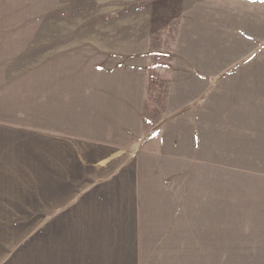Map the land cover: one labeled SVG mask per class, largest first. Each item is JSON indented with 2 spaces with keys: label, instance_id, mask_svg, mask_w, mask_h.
<instances>
[{
  "label": "crops",
  "instance_id": "crops-1",
  "mask_svg": "<svg viewBox=\"0 0 264 264\" xmlns=\"http://www.w3.org/2000/svg\"><path fill=\"white\" fill-rule=\"evenodd\" d=\"M247 1L165 0L179 10L174 24L156 19L154 9L145 4L143 12L116 14L115 20H102L99 31H86L76 43L61 46L68 67L85 73L83 81L80 75L76 81L83 87V93L76 94L83 96L80 107L84 113L69 112L75 120L72 127L84 117L86 131L98 135L87 137L83 144L75 136L47 144L42 158L37 157V169L30 168L23 157L27 145L15 138L1 145L7 154L0 155V198L25 196L30 182L37 188L38 199L31 208L36 220L29 233L41 243L36 264H55L50 258L56 257V244L67 264L133 261L135 214L128 198L136 195L133 181L142 156L149 155L143 170L153 175L172 172L169 166L195 164L206 147L214 148L222 134L228 133L229 122L252 116L254 107L259 108L261 93L253 92L254 78L245 73L252 55L262 51L264 11L260 1L245 8ZM148 4L151 7L152 0ZM172 24L168 65L160 68L167 77L162 113L148 125L145 108L151 89L153 40ZM151 133L155 135L147 138ZM81 154L87 167L79 161ZM81 169L84 180L80 188L77 177ZM123 207L124 242L116 240L109 245V255L102 256L93 246L104 242L100 238L120 234L119 226L112 223ZM13 218L3 221L0 229L29 228L25 215ZM9 233L13 240L18 237L10 231L3 235Z\"/></svg>",
  "mask_w": 264,
  "mask_h": 264
},
{
  "label": "rangeland",
  "instance_id": "rangeland-1",
  "mask_svg": "<svg viewBox=\"0 0 264 264\" xmlns=\"http://www.w3.org/2000/svg\"><path fill=\"white\" fill-rule=\"evenodd\" d=\"M256 1L262 2L264 11V0L247 1L244 7H253ZM145 4L154 9L156 19H169L170 24L179 16L176 6L165 0H152L151 7L148 0H0L1 156L7 154L1 145L15 138L27 145L23 157L30 168L37 169V157L46 152L47 144L68 136L83 144L87 137L98 135L86 131L84 117L72 127L75 120L69 112L84 113L83 96L76 94L83 93V87L76 81L77 75L83 81L85 73L68 67L61 46L76 43L86 31H99L102 20H115L116 14L143 12ZM173 24L153 40L151 89L145 108L148 125L162 113L167 77L160 68L168 65ZM245 75L254 78L253 92L261 93L259 108L254 107L252 116L229 122L228 133L214 148L206 147L195 164L169 166L172 172L153 175L143 170L149 155L142 156L133 181L136 195L128 198L135 214L136 257L124 264H264V44L261 52L252 55ZM84 160L81 154L79 161L87 167ZM79 173L81 188L84 171ZM36 199L37 188L31 182L25 196L0 198V225L22 215L30 222L28 229H0V264H36L41 243L29 234L36 220L31 209ZM126 207L112 223L119 226L120 234L100 238L104 242L93 246L102 256L109 255V245L116 240L124 242ZM26 210L29 213L24 214ZM6 231L18 237L13 240L11 233L5 237ZM56 250V257L50 259L67 264L60 258L59 244Z\"/></svg>",
  "mask_w": 264,
  "mask_h": 264
}]
</instances>
